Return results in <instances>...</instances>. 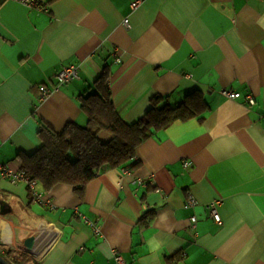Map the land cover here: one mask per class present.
Segmentation results:
<instances>
[{
	"label": "crops",
	"instance_id": "1",
	"mask_svg": "<svg viewBox=\"0 0 264 264\" xmlns=\"http://www.w3.org/2000/svg\"><path fill=\"white\" fill-rule=\"evenodd\" d=\"M39 3L46 9L0 0L3 166L24 170L44 131L87 125L82 97L105 76L130 124L191 95L205 109L142 142L135 167L101 172L83 190L0 174V255L117 264L118 250L124 264H264V0ZM73 65L80 79L56 89ZM42 85L53 90L45 100Z\"/></svg>",
	"mask_w": 264,
	"mask_h": 264
},
{
	"label": "trees",
	"instance_id": "2",
	"mask_svg": "<svg viewBox=\"0 0 264 264\" xmlns=\"http://www.w3.org/2000/svg\"><path fill=\"white\" fill-rule=\"evenodd\" d=\"M106 80L105 76L98 81L97 92L82 97L87 125L69 123L62 130L42 133V146L24 157L23 169L31 179L48 187L71 183L83 190L101 172L122 165L135 167L136 150L142 142L174 121L199 116L205 109V102L191 95L179 105L153 107L130 124L116 108ZM104 132L110 133L109 138L102 136ZM9 253L17 264H41L30 254Z\"/></svg>",
	"mask_w": 264,
	"mask_h": 264
},
{
	"label": "built area",
	"instance_id": "3",
	"mask_svg": "<svg viewBox=\"0 0 264 264\" xmlns=\"http://www.w3.org/2000/svg\"><path fill=\"white\" fill-rule=\"evenodd\" d=\"M22 2L23 4L29 6V7H34V8H38L39 10H43L46 9L45 6L41 5L39 3V0H17ZM135 5H137V2L134 3ZM126 24L131 27V23L128 19H126ZM58 79H59V85L56 86V89H58L60 87V85L64 84V83H68L74 80H78L80 79V68L78 66H64L62 68V70L58 73ZM41 100H45L47 99L51 93L53 92V90L47 86H41ZM224 93L231 97V98H238L241 96V94L239 92H235V91H229V90H225ZM249 102L250 103H255V98L250 96L249 97ZM0 174L3 178H8L11 179L15 182H30V184L32 185V187L34 188V181L31 180L30 176L26 174V172L24 170H14L12 168H7L5 166H3L2 164H0ZM34 197L36 200L43 202V203H48L52 206V208H55V206L53 204L50 203V200L45 197L42 193L34 190ZM191 203H193V201H191ZM212 214L213 216L216 218L217 221H221V215L218 211V206L214 203L212 205ZM193 222L195 223L197 220V216H193L192 217ZM193 223V227H195V224ZM94 230L97 234H102V229L99 223H96L94 225ZM115 253V257H116V261L117 264H124V258L123 256L120 254V252L117 250L114 252Z\"/></svg>",
	"mask_w": 264,
	"mask_h": 264
},
{
	"label": "water",
	"instance_id": "4",
	"mask_svg": "<svg viewBox=\"0 0 264 264\" xmlns=\"http://www.w3.org/2000/svg\"><path fill=\"white\" fill-rule=\"evenodd\" d=\"M0 263L1 264H12L10 261H8L6 258L0 255Z\"/></svg>",
	"mask_w": 264,
	"mask_h": 264
}]
</instances>
